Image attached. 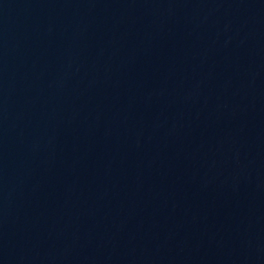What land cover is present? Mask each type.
<instances>
[{
  "label": "water",
  "instance_id": "1",
  "mask_svg": "<svg viewBox=\"0 0 264 264\" xmlns=\"http://www.w3.org/2000/svg\"><path fill=\"white\" fill-rule=\"evenodd\" d=\"M0 264H264V0H0Z\"/></svg>",
  "mask_w": 264,
  "mask_h": 264
}]
</instances>
